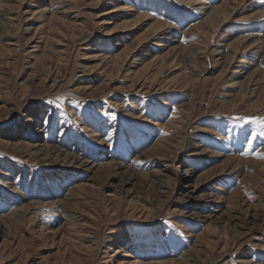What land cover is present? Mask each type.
<instances>
[{"label":"rangeland","instance_id":"obj_1","mask_svg":"<svg viewBox=\"0 0 264 264\" xmlns=\"http://www.w3.org/2000/svg\"><path fill=\"white\" fill-rule=\"evenodd\" d=\"M261 121L264 0H0V264H264Z\"/></svg>","mask_w":264,"mask_h":264},{"label":"bare ground","instance_id":"obj_2","mask_svg":"<svg viewBox=\"0 0 264 264\" xmlns=\"http://www.w3.org/2000/svg\"><path fill=\"white\" fill-rule=\"evenodd\" d=\"M222 7H224V9H222ZM220 8V9H219ZM215 9H217V11H220L221 9V14H222V18L221 19H223V20H226L225 18H227L228 16H229V14H231V13H229V12H226L225 11V6H223V5H221V6H219V7H216ZM214 9V10H215ZM226 9H227V7H226ZM214 12V11H213ZM215 13V12H214ZM217 16H218V14H216ZM211 17H213V15H211ZM141 18V17H140ZM208 18H210V17H208ZM211 19V18H210ZM218 19H219V17H218ZM241 19V18H240ZM104 20V19H103ZM138 20H139V18H138ZM237 21H239V19H236ZM136 21H137V19H136ZM133 23H134V21H132ZM161 24V23H160ZM163 25V24H162ZM206 25V24H205ZM218 25V24H217ZM220 25V24H219ZM164 26V25H163ZM161 28H162V26H161ZM212 31V30H211ZM244 40H245V37L243 38ZM243 39H240V41H242ZM263 42V41H262ZM154 44H157V43H154ZM234 44V43H233ZM237 44V43H236ZM157 46V45H156ZM116 60V59H115ZM97 90V89H96ZM105 90V89H104ZM86 93V92H85ZM93 93H94V91H93ZM95 94V93H94ZM130 112V111H129ZM79 118V117H78ZM77 118V119H78ZM29 120V119H28ZM27 122H30V121H27ZM75 124H78V125H80L81 124V122L80 121H75ZM155 125V124H154ZM82 127H84V126H82ZM2 142V141H1ZM19 143H23V142H19ZM2 144V143H1ZM6 145V144H5ZM9 145V144H8ZM14 145V144H13ZM24 146V145H23ZM20 147V146H19ZM22 147V146H21ZM20 147V148H21ZM32 147V146H31ZM36 150H38V152H39V150L41 149V147H43V144H41L40 146L38 145V144H35L34 146H33ZM12 148V147H11ZM14 148H15V146H14ZM44 148H49V150L51 151L52 149H53V147H51V146H45ZM43 148V149H44ZM29 149H30V147H29ZM32 149V148H31ZM21 150V149H20ZM23 150V149H22ZM33 150V149H32ZM35 150V151H36ZM46 151V150H45ZM55 153H56V155H54L53 156V160H55V162H56V160L58 161V159H62V160H65V163H66V160H69V162L68 163H71V162H76L77 161V158L75 157V156H73V155H70V154H68V153H66V151L65 152H62L59 148H56L55 147ZM53 151V152H54ZM152 151V150H151ZM23 152V151H22ZM32 152V151H31ZM41 152V151H40ZM157 152V151H156ZM42 153V152H41ZM51 153V152H50ZM49 153V154H50ZM54 153V154H55ZM28 154V153H27ZM34 154V153H33ZM39 155H41L42 156V154H39ZM45 155H46V152H45ZM29 156V155H28ZM43 157V156H42ZM46 157V156H45ZM44 157V158H45ZM52 157V156H51ZM60 157V158H59ZM38 158V157H37ZM47 158H49V157H46V159ZM45 159V160H46ZM39 160V159H38ZM49 160V159H48ZM41 161V160H40ZM44 161V160H43ZM52 162V161H51ZM53 163H54V161H53ZM68 165V164H67ZM84 165H86V164H84ZM70 167V166H69ZM88 168H90L89 166H88ZM75 169V168H74ZM115 255V254H114ZM121 263V262H120ZM119 263V264H120ZM139 264H141V263H139Z\"/></svg>","mask_w":264,"mask_h":264},{"label":"snow or ice","instance_id":"obj_3","mask_svg":"<svg viewBox=\"0 0 264 264\" xmlns=\"http://www.w3.org/2000/svg\"><path fill=\"white\" fill-rule=\"evenodd\" d=\"M261 122L264 123V121ZM260 158L264 159V154H260Z\"/></svg>","mask_w":264,"mask_h":264}]
</instances>
